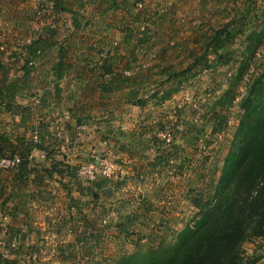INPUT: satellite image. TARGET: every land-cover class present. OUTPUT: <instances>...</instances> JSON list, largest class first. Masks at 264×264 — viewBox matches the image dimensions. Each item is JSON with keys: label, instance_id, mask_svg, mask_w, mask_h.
I'll list each match as a JSON object with an SVG mask.
<instances>
[{"label": "rangeland", "instance_id": "374dc122", "mask_svg": "<svg viewBox=\"0 0 264 264\" xmlns=\"http://www.w3.org/2000/svg\"><path fill=\"white\" fill-rule=\"evenodd\" d=\"M62 2L69 10L0 0V94L17 93L2 106L21 111L9 127L0 113V147H18L0 159V264H118L172 249L198 204H215L243 101L264 79V0ZM216 29L228 33L219 52L197 63ZM39 38L51 46L32 57ZM32 141L42 148L19 182L2 160ZM239 254L264 264V236L248 233Z\"/></svg>", "mask_w": 264, "mask_h": 264}, {"label": "trees", "instance_id": "16d2710c", "mask_svg": "<svg viewBox=\"0 0 264 264\" xmlns=\"http://www.w3.org/2000/svg\"><path fill=\"white\" fill-rule=\"evenodd\" d=\"M49 1H52L57 12L69 10L62 0ZM235 21L238 22L237 17L230 23ZM226 34V30L216 29L212 35H205L200 44L202 52L196 57V62L204 63L210 50L219 52ZM50 46L46 39L39 38L28 46L27 51L36 57ZM188 54L194 57L193 51ZM27 66L24 69L28 75L31 70ZM3 68L0 64V70ZM62 75L60 71L59 76ZM130 79L131 76H125L123 80ZM258 87H255L257 94L253 99L243 101L246 112L224 160L215 204L206 208L198 204L201 208L199 218L194 225L182 231L178 243L172 249L157 251L141 259L136 255L123 258L118 264H248L239 254V243L248 233L264 236V79ZM16 94L6 89L0 94L1 106L5 105L7 110H11L12 99ZM170 95L168 92L165 98ZM7 140L5 137L1 139L5 146L0 147V159L6 147L13 148L14 152L18 149ZM34 148L42 146L32 141L24 151L19 150L21 163L12 170L17 172L19 182H23L32 171L29 154ZM52 174L49 171L47 175Z\"/></svg>", "mask_w": 264, "mask_h": 264}, {"label": "crops", "instance_id": "0c3cea01", "mask_svg": "<svg viewBox=\"0 0 264 264\" xmlns=\"http://www.w3.org/2000/svg\"><path fill=\"white\" fill-rule=\"evenodd\" d=\"M43 106L41 105L40 106V108H42ZM14 111H16V112H14ZM13 111V114H12V112L11 111H4L3 110V107L0 105V113H4V115H3V117H7V121L5 120L3 123H5V124H7L8 125V127H9V125H11L12 123H14L15 122V120H17V118H20L19 116V114H21V111H19L18 109H15ZM14 117V118H13ZM14 141V140H13ZM14 144H12V146H13ZM16 146V145H15Z\"/></svg>", "mask_w": 264, "mask_h": 264}, {"label": "built area", "instance_id": "2783aa9c", "mask_svg": "<svg viewBox=\"0 0 264 264\" xmlns=\"http://www.w3.org/2000/svg\"><path fill=\"white\" fill-rule=\"evenodd\" d=\"M0 48L3 50V46H0ZM21 160V156L16 154L11 159H3L2 162H4L8 168H16L21 163Z\"/></svg>", "mask_w": 264, "mask_h": 264}]
</instances>
